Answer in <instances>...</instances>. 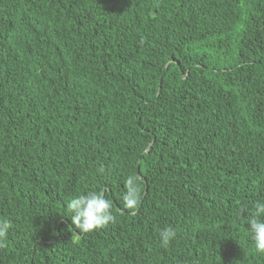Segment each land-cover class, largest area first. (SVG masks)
Listing matches in <instances>:
<instances>
[{
  "label": "trees",
  "instance_id": "16d2710c",
  "mask_svg": "<svg viewBox=\"0 0 264 264\" xmlns=\"http://www.w3.org/2000/svg\"><path fill=\"white\" fill-rule=\"evenodd\" d=\"M260 204L264 0H0V264H264Z\"/></svg>",
  "mask_w": 264,
  "mask_h": 264
},
{
  "label": "clouds",
  "instance_id": "9594fccd",
  "mask_svg": "<svg viewBox=\"0 0 264 264\" xmlns=\"http://www.w3.org/2000/svg\"><path fill=\"white\" fill-rule=\"evenodd\" d=\"M126 190L122 194V206L127 209H134L140 200L139 178L130 175L125 180ZM70 211L72 224L75 229L82 233H88L95 229L107 226L115 220L113 206L105 194L100 191H87L86 193L74 195L66 202ZM264 204L257 206L256 213L248 216L247 226L254 241L255 250L264 253ZM11 227L8 219L0 218V248L7 247L6 238ZM176 237V230L167 227L160 232V241L167 247Z\"/></svg>",
  "mask_w": 264,
  "mask_h": 264
}]
</instances>
